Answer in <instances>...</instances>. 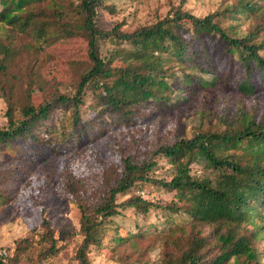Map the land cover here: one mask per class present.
<instances>
[{
	"label": "trees",
	"instance_id": "obj_1",
	"mask_svg": "<svg viewBox=\"0 0 264 264\" xmlns=\"http://www.w3.org/2000/svg\"><path fill=\"white\" fill-rule=\"evenodd\" d=\"M184 2L151 23L127 29L122 20L101 26V11L115 12L106 0L67 5L55 0H0V29L26 33L32 41L18 49L0 37V94L7 105L0 151L23 150L5 169L8 181L21 180L31 162L46 158L62 142L84 146L108 127L138 123L141 109L163 116L218 85L262 104V109L239 115L220 107L213 113L216 122L202 120L191 136L154 144L140 161L121 158L95 200L76 199L78 230L67 235L66 243H59L43 217L48 244L41 258L62 253L69 264H90L93 249L110 248L133 263L156 247L162 264H264V0H234L202 16L184 9ZM71 15L80 17L85 41L84 57L69 61L76 74L73 90L54 89L35 100L29 81L22 86L14 77L18 56L24 48L77 36L75 29L52 23ZM222 16L248 21L244 34H229L219 21ZM104 43L108 46L103 54ZM173 60L177 64L168 67ZM61 109L68 111L65 124L61 118L51 120ZM160 157L170 166L169 178L154 173ZM198 159L204 162L202 176L191 171ZM147 185L173 192V198L147 199L138 193ZM3 198L0 191V201ZM153 209L186 216L188 221L164 233L147 232L150 224L144 227L139 218L144 221ZM127 211L135 231L123 236L115 218ZM76 235L79 239L70 250ZM8 260L0 253V264Z\"/></svg>",
	"mask_w": 264,
	"mask_h": 264
},
{
	"label": "rangeland",
	"instance_id": "obj_2",
	"mask_svg": "<svg viewBox=\"0 0 264 264\" xmlns=\"http://www.w3.org/2000/svg\"><path fill=\"white\" fill-rule=\"evenodd\" d=\"M50 1L52 0H48V3ZM55 1L67 5L78 0ZM233 1L185 0L182 7L195 15L202 16ZM179 2L180 0H106V3L114 4L115 12L101 11V26L108 27L122 20L123 27L132 29L165 16L170 8ZM219 21L232 35L244 34L248 24V21L238 22L228 16L220 17ZM52 23L62 29L73 28L79 34L57 40L41 48L22 50L23 53L18 56V62L15 64L17 71L14 77L15 79L18 77L22 86H27L29 81L35 100H40L54 89L71 92L73 90L71 83L76 74L69 61L84 57L85 41L80 35L83 32L80 17L71 15ZM0 37L18 46V49L26 47L29 43L32 44L30 36L26 33L0 29ZM107 46V43L102 44L103 54ZM176 64L177 62L173 60L167 65L172 67ZM86 99L88 100L89 96ZM261 105L260 100L243 98L234 91H223L218 85L214 89L198 92L194 98L163 116H158L154 110L141 109V119L138 123L108 127L103 136L84 146L62 142L55 152L46 158L31 162L28 172L19 181L16 179H13L16 181H8L9 175L5 173V169L16 163L23 152L22 148L13 150L6 148L0 151V176L5 173V177L0 178V191L4 197L0 201V253L7 256L9 264H69L68 257L62 253L41 258L40 254L48 244L42 228L43 217L55 230L59 243H66L67 235L78 230L79 209L76 199L80 198L86 203L95 200L104 188L105 178L113 175L121 158L128 156L133 161H140L158 143L170 142L176 137L191 136L202 120L215 123L217 119L216 114L213 113L220 107L225 110L232 108L237 111L236 115H239L240 112L249 113L256 108L262 109ZM240 106H243V111L237 109ZM85 107L84 112L85 109L88 112ZM6 108L7 105L0 94V127L7 125ZM64 113L68 111L57 110L51 120L59 122L61 118V124H65L67 118ZM91 114L92 112L89 113ZM231 116L232 114L229 113L228 117ZM86 118L87 114L84 113L83 119ZM157 165L154 172L156 177L169 178L171 170L165 159L158 158ZM191 171L198 176L204 175V162L198 159L191 164ZM4 180L6 181L3 182ZM138 193L147 199L159 202H168L173 198V192L153 185H147ZM123 197L124 195L120 196ZM126 213L124 217L115 218L119 225V234L123 236L135 231L131 212ZM186 221H188L186 216L157 209L150 210L144 221L139 218V222L144 227L150 224L147 232L157 230L162 233L175 224ZM261 221L264 222V211ZM247 226L252 227V224ZM78 239V235L72 238L70 250ZM90 264L162 263L158 248L154 247L146 256L133 263L122 260L120 255L113 253L110 248L93 249L90 252Z\"/></svg>",
	"mask_w": 264,
	"mask_h": 264
}]
</instances>
